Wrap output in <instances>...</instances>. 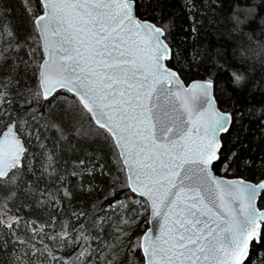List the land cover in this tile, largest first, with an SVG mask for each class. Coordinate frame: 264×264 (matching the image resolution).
Instances as JSON below:
<instances>
[{
	"label": "snow or ice",
	"instance_id": "snow-or-ice-1",
	"mask_svg": "<svg viewBox=\"0 0 264 264\" xmlns=\"http://www.w3.org/2000/svg\"><path fill=\"white\" fill-rule=\"evenodd\" d=\"M143 2L37 0L39 14L32 13L31 20L38 46L32 51L44 55L38 65L41 83L31 94L48 101L50 96L56 99L59 89L66 90L111 135L126 187L142 198L135 202L151 215L152 227L131 241L133 251L143 250L144 264H245L251 243L259 244L264 233V210L255 206L264 180L252 184L213 175L223 148L219 136L230 130L233 114L215 107L211 79L188 86L180 82L168 67L169 25L158 27L141 19L137 7ZM203 2L211 6L216 0ZM184 3L191 19L195 0ZM262 8L264 0H249L243 18L235 13L231 17L232 32L248 39L247 45L242 39L237 43L242 61L259 56L264 64V44L253 47L246 31L264 20ZM8 35L13 33L9 30ZM232 76L237 87L246 80L243 73L234 71ZM0 103H11L6 91L0 90ZM12 131L9 126L0 136V184L15 182V173L9 171L21 165L26 152ZM8 219H0V226L12 229L17 218ZM81 247L78 259L89 252Z\"/></svg>",
	"mask_w": 264,
	"mask_h": 264
},
{
	"label": "trees",
	"instance_id": "trees-1",
	"mask_svg": "<svg viewBox=\"0 0 264 264\" xmlns=\"http://www.w3.org/2000/svg\"><path fill=\"white\" fill-rule=\"evenodd\" d=\"M248 3L249 0H216L209 6L203 0H195L196 10L190 19L184 0H144L137 7V15L159 27L169 25L166 42L172 50V59L168 66L176 70L184 83L211 79L219 109L233 114L230 130L220 137L223 148L220 160L212 167L214 173L258 181L264 179V123H261L264 64L259 56L242 61L237 43L242 39L247 45L248 39L232 32L234 22L231 20L234 13L243 18L242 9ZM32 13L39 14L37 0H0V28L8 26L15 47L19 45L11 67L0 73V90L6 91L7 100L11 101L0 103V132L10 122L25 118V129L31 140L41 146L38 155L50 156L55 175L48 183L33 178L34 167L27 155L29 139L23 138L16 124L26 152L21 166L9 174L15 173V182L0 184V219L7 223L1 211L8 210L17 218L18 226L15 236L10 234L9 228L0 226V264H8L7 256L15 247L20 245L29 252L30 247L36 246L33 238L46 234L52 238L51 242L45 240L53 247L49 253L57 258L58 264L65 261L81 264L78 261V254L83 250L81 245L86 247L92 236L93 240L101 239V247L107 250L110 221L121 212L134 217L142 209L135 201L142 199L129 193L111 137L93 123L76 97L63 90L54 94L56 99L51 97L48 101L31 94L39 89L38 65L43 55L41 50L39 54L32 51L38 46V41L32 39L35 35ZM261 14L264 15V8ZM261 24L264 20L246 28L252 36L253 47L264 44ZM234 71L246 77L238 87L233 84ZM4 85L7 87H2ZM28 96L32 103L18 114L19 101ZM240 112L244 113L242 120L236 119ZM233 152L237 155L229 160ZM257 205L264 208V191ZM146 227L147 212L133 238L141 235ZM77 230L83 234L79 243L64 245L57 240L62 238L58 234H72ZM83 236L89 239L84 241ZM133 238L125 253L119 254L117 264H144L140 249L133 251ZM20 240L25 243L21 244ZM262 259L264 233L259 244L251 243L250 257L245 264H253L254 260L259 264ZM87 260L84 259L83 264Z\"/></svg>",
	"mask_w": 264,
	"mask_h": 264
},
{
	"label": "rangeland",
	"instance_id": "rangeland-1",
	"mask_svg": "<svg viewBox=\"0 0 264 264\" xmlns=\"http://www.w3.org/2000/svg\"><path fill=\"white\" fill-rule=\"evenodd\" d=\"M6 25H3L0 28V33H3L0 36V73L6 69L10 68L12 63L14 62V55L16 52V47L14 45L13 35L9 36L8 31L9 27L5 28ZM32 103V98L30 96L25 97L23 101H19L18 104V114L22 113L23 110ZM15 123L19 126V132L22 134L23 138L29 139V150L28 151V160H32V165L34 167V179L43 180L45 183H48L51 178L55 175V170L53 169L51 158L48 154L41 153L38 155V151H40V145L31 140L29 132L25 129L26 121L25 118L21 117L15 121ZM34 148V149H33ZM87 171V170H86ZM65 194V193H63ZM44 203L48 206V202L44 201ZM54 206V205H52ZM138 213H143L142 215L137 216ZM145 213L143 208L139 209L134 217H131L130 213L121 212L118 216L113 218L110 222V225L107 230L109 232L108 241L109 248L107 250H103V247L100 245L99 238L92 239L90 238V243L86 246L89 249V252L86 256L88 259L86 264H109V261L112 264H117V260L121 257L119 254H123L126 251V246L133 235L139 230ZM13 217L12 213L8 210L1 211V217L5 218L7 223H9V217ZM125 221H128L126 223ZM18 226V221L13 224V228L9 229L10 234L13 235L15 233V229ZM111 232V233H110ZM80 236V240L77 241L76 237ZM44 237V238H42ZM81 232L79 230L74 231V233L70 234L67 238L57 239L60 243L64 245H69L71 243H79L81 241ZM107 237V236H105ZM52 241L50 235L46 234L44 236H39L33 238V242L36 246L30 247L29 252L22 246H17L13 250H11L7 256L8 264H58L57 261L52 259V255H49V252L53 250V247L48 244V242ZM92 244V245H91ZM107 244V243H106ZM90 246V247H89ZM82 251V250H81ZM119 256V257H118ZM118 257V258H117ZM86 258H80L78 261L84 260Z\"/></svg>",
	"mask_w": 264,
	"mask_h": 264
},
{
	"label": "water",
	"instance_id": "water-1",
	"mask_svg": "<svg viewBox=\"0 0 264 264\" xmlns=\"http://www.w3.org/2000/svg\"><path fill=\"white\" fill-rule=\"evenodd\" d=\"M142 19V18H141ZM159 27V26H158ZM42 53H43V51H42ZM43 55H44V53H43ZM41 63V62H40ZM169 67V66H168ZM170 68V67H169ZM172 69V68H171ZM172 70H174V69H172ZM39 71H40V69H38V84H39V86H40V80H39ZM175 72H176V70H174ZM177 73V72H176ZM177 75H178V73H177ZM178 77H179V75H178ZM179 79H180V82L184 85V86H188V85H190V84H192L193 82H197V81H200V82H202V81H204V80H193V81H190L189 83H187V84H185L183 81H182V79L179 77ZM59 90H63V89H59ZM58 90V91H59ZM64 91H66V90H64ZM212 95H213V97H214V94H213V88H212ZM67 92V91H66ZM69 94H71V93H69ZM54 95V94H53ZM71 95H73V94H71ZM52 96H50L49 98H51ZM214 101H215V107L219 110V111H221L219 108H218V105H217V103H216V100H215V98H214ZM221 112H224V111H221ZM90 115V117H91V114H89ZM93 122H94V124L96 125V126H98L96 123H95V121L93 120ZM9 126H12L13 127V131H12V133H11V135H16V136H18V138L20 139V141H21V143L23 144V146H24V148H25V145H24V141H23V139L18 135V132H17V130H16V124L14 123V122H11V123H9V124H7L5 127H4V129L0 132V136H2L3 135V133L5 132V131H7V129H8V127ZM99 127V126H98ZM105 130V129H104ZM106 131V130H105ZM107 132V131H106ZM109 134V133H108ZM224 133H222V134H220V136H219V139H220V137H221V135H223ZM110 135V134H109ZM110 137H111V135H110ZM111 139H112V137H111ZM113 141V140H112ZM221 141V140H220ZM117 150V153H118V149H116ZM24 156V155H23ZM22 159H23V157H22ZM120 160V159H119ZM120 162H121V160H120ZM121 164H122V162H121ZM21 166V165H20ZM19 166V167H20ZM122 166H123V164H122ZM124 167V166H123ZM17 169V168H16ZM13 170H15V169H12V170H10L9 171V174L13 171ZM125 173V172H124ZM212 173H213V175L214 176H216L217 178H219V179H225V180H236V179H239V180H243L244 182H246V183H252V184H259L260 183V181L261 180H259V181H257V182H254V181H250V180H245V179H242V178H227V177H225V176H223V175H219V174H216V173H214V171L212 170ZM125 176H126V174H125ZM262 180H264V179H262ZM137 197H139V196H137ZM258 197H259V195H258ZM258 197H257V200L255 201V206L257 207V209L258 210H264V209H259L258 208V206H257V201H258ZM139 198H141V197H139ZM142 199V198H141ZM151 219V215H150V213L148 212V221H147V228L144 230V231H147V229L149 228V227H152V225L150 224V223H148L149 222V220ZM140 251H141V253H142V256H143V250L142 249H140ZM143 261H144V256H143Z\"/></svg>",
	"mask_w": 264,
	"mask_h": 264
}]
</instances>
